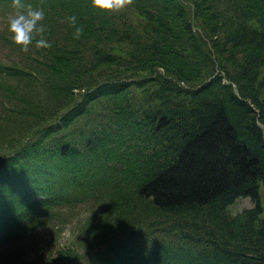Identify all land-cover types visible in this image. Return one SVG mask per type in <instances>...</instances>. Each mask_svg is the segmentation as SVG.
<instances>
[{
	"label": "trees",
	"instance_id": "trees-1",
	"mask_svg": "<svg viewBox=\"0 0 264 264\" xmlns=\"http://www.w3.org/2000/svg\"><path fill=\"white\" fill-rule=\"evenodd\" d=\"M24 2L52 46L0 59V246L86 207L54 263L264 264V0Z\"/></svg>",
	"mask_w": 264,
	"mask_h": 264
},
{
	"label": "rangeland",
	"instance_id": "rangeland-1",
	"mask_svg": "<svg viewBox=\"0 0 264 264\" xmlns=\"http://www.w3.org/2000/svg\"><path fill=\"white\" fill-rule=\"evenodd\" d=\"M13 12L11 2L0 3V59L4 62H9L13 58L17 59L19 56L17 50L13 49V43L7 39H11V34L7 29V17ZM261 190L264 197L263 183ZM251 205H253V200L246 196L237 199L229 210L231 213H236ZM77 210H80L78 217L68 220L59 233H56L49 223L21 244L0 246V264H56L52 259L54 257L57 259L61 248L72 244L73 239L82 231L86 217L94 212L86 207ZM95 210H99V207L95 206Z\"/></svg>",
	"mask_w": 264,
	"mask_h": 264
},
{
	"label": "clouds",
	"instance_id": "clouds-1",
	"mask_svg": "<svg viewBox=\"0 0 264 264\" xmlns=\"http://www.w3.org/2000/svg\"><path fill=\"white\" fill-rule=\"evenodd\" d=\"M133 0H91V5L101 11L116 13L131 5ZM14 12L7 17V29L13 43L19 45L23 52L29 51V46L36 48H51V43L45 38L47 26L43 23L45 12L42 8L26 4L24 0H12ZM73 30V38L79 40L84 33V27L77 23L76 15L66 18ZM64 22V21H61Z\"/></svg>",
	"mask_w": 264,
	"mask_h": 264
}]
</instances>
